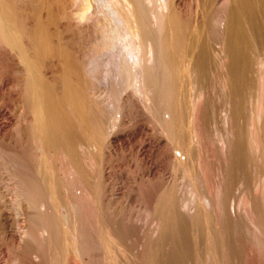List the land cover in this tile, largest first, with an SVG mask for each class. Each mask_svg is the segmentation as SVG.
<instances>
[{
	"label": "bare ground",
	"instance_id": "1",
	"mask_svg": "<svg viewBox=\"0 0 264 264\" xmlns=\"http://www.w3.org/2000/svg\"><path fill=\"white\" fill-rule=\"evenodd\" d=\"M212 41L223 106L205 84ZM262 42L264 0H0V238L13 260L42 263L39 249L23 254L40 238L48 264H258ZM208 92L226 108L215 196L218 178L200 171L215 150L212 130L201 147ZM248 162L251 189L238 175ZM235 182L248 192L229 207ZM26 213L45 218L37 237Z\"/></svg>",
	"mask_w": 264,
	"mask_h": 264
},
{
	"label": "rangeland",
	"instance_id": "2",
	"mask_svg": "<svg viewBox=\"0 0 264 264\" xmlns=\"http://www.w3.org/2000/svg\"><path fill=\"white\" fill-rule=\"evenodd\" d=\"M214 43H215V44H214ZM214 43H213V41H212V43H211V45H210V46H211V49L214 51V55H213V56L211 55L212 57H211V56L209 57V64H208L209 67H207V70H206L207 73H206V79H205V80H207V82H208V81H209V82H208V83L205 82V84H207V91H209V89H211L209 92L211 93V91H214L215 93H214V92H213V93H214L216 96H215V97L213 96V98L215 99V100H214L213 98H210L212 95L208 92V94H209V95H208V96H209V97H208V99H209V100H208V105H212L213 107L207 105L206 108H207L208 112H209L211 115H212V113L214 112V111H212V110H216V109L218 108V111L216 110V111L214 112V114L212 115V117H213V116H214V117L211 119V120H213V121L211 122V120H209V118H211V116H209L210 114L207 112V110H205L203 117L201 116V119H203V120H200V121H201V127H202V125H203L204 123H205V124H208V123H209V125H213V126L206 125V126H208V128H206V127H205V124H204L203 126H204L205 128L202 127L201 129H203V130H208L209 132H207V131L205 132V131H203V130H200V134H202V143H203V141H205L204 144H201V145H202L201 147L209 150V148H211L210 146L213 145L212 148L215 147V150L213 149V151H215V153H217L216 151H218L219 147L216 148V145H217V144L219 145V143H220L219 141H220V140H217V139H216V138L219 139V136L214 135V133L218 132V135H219L220 133H219V130H218V129H220V131L223 130V129H222L223 126H222V128H221V126H220L219 128L216 126V125H219L218 123H220V120H221V118H222L223 116H217V115H219V114H221V113H222V115H224L223 112L225 111L226 108L224 107V109H223V107H221V106H223V104H221V101L218 100L219 97L221 98L220 100H222V96H220V95L218 94L219 91H218L217 89H220V88H218V87H216V86L220 85V87H223L222 85H224V82H223L224 80H223V81L221 80V82H222V85H221L220 80H218V79H220L219 77H222V76H223V75H222V76L220 75V74H222V73L220 72V70H219V68H218V67H220V64H219V63H221V60H220L221 56H220V53H218L217 50H216V49L219 48V46H217V45H219V44H217L215 41H214ZM262 43H263V45L261 46V51H264V49H262V47L264 48V42H262ZM216 44H217V45H216ZM212 46H213V47H212ZM214 47H215V48H214ZM261 51H260V52H261ZM260 52H259V55L262 54V53H260ZM263 53H264V52H263ZM262 55H263V54H262ZM263 56H264V55H263ZM263 56L260 55L259 57H262L263 60H264V57H263ZM219 57H220V58H219ZM212 58H213V59H212ZM210 59H211V60H210ZM218 59H219V60H218ZM260 59H261V58H260ZM214 60H215V61H214ZM218 61H219V62H218ZM212 62H215V63L212 64ZM216 64H217V65H216ZM218 64H219V65H218ZM208 73H209V75L212 73L210 76H213V79H211L212 77H210L209 75H208L209 77H207V74H208ZM214 73H215V74H214ZM218 74H219V75H218ZM208 79H209V80H208ZM223 79H224V77H223ZM213 80H214V82H212ZM215 80H217L216 82H218L217 85H216V83H215ZM209 83H212V84H209ZM208 84H209V85H212V86H211L210 88H208ZM214 86H215V88H217V89H215ZM213 88H214V89H213ZM212 89H213V90H212ZM263 89H264V87H263ZM220 90H221V89H220ZM222 90H223V88H222ZM222 90H221V91H222ZM221 91H220V92H221ZM261 91L264 93V90L261 89ZM196 93H197V91L195 92V94H196ZM213 93H212V94H213ZM221 93H222V92H221ZM195 94H194V95H195ZM210 95H211V96H210ZM261 95H262V96H261L262 103H260V105H262L261 108H264V101H263V99H264V94L261 93ZM216 97H218V99H217ZM262 98H263V99H262ZM210 99H211V100H210ZM216 99L220 102V103H218L219 105L221 104L220 107H219L218 105H216L217 102H218ZM213 100L216 101V104H215V102H214L215 105L213 104V102H210V101H213ZM222 101H223V103H224V100H222ZM260 102H261V101H260ZM225 103H226V101H225ZM217 106H218V107H217ZM224 106H226V104H225ZM209 107H211L212 109L209 108ZM214 108H215V109H214ZM220 111H221V112H220ZM263 111H264V110H262V112H263ZM206 112H207L209 115H207ZM219 112H220V113H219ZM262 112H261V113H262ZM205 113H206V114H205ZM217 113H219V114H217ZM215 114H217V115H215ZM205 115L207 116L208 119H205V118H206ZM262 115L264 116V112L262 113ZM204 116H205V118H204ZM263 116H262V117H263ZM220 117H221V118H220ZM263 118H264V117H263ZM215 119H216V120H215ZM206 120H207V123H206ZM208 120H209L210 122H209ZM202 121H203V122L205 121V122L202 124ZM217 121H218V122H217ZM213 122L215 123V126L217 127V130L214 131V133H213V130H212V129L215 130L216 128H213V127H214ZM216 123H217V124H216ZM220 125H223V122H222V124L220 123ZM210 127H211V128H210ZM211 130H212V131H211ZM210 131H211L212 134H208V133H210ZM202 132H204V133H202ZM204 134H205V135L208 134V137H209V135H211V137L215 136V137H214L215 139L210 137L212 140L214 139L213 143L211 142L212 140H211L210 138H208L207 136H203ZM216 134H217V133H216ZM203 137H204V138H203ZM205 137H206V139H208V142H207V140L205 139ZM204 139H205V140H204ZM209 140H210V141H209ZM215 140H217V141L215 142ZM209 142L212 143V144H210V146L207 145ZM214 142L217 143V144H215ZM205 144L207 145V148L205 147V146H206ZM203 145H205V146H203ZM216 149H217V150H216ZM202 150H203V149H202ZM203 151H205V150H203ZM213 151H212V149H210L208 152H207V150L205 151V156H206L207 158L209 157L208 160H210V162H207V161H206L207 159H206V157L204 156V153L201 152L202 154L200 155V157H201L200 160L204 157L205 160H204V159H202V160H203L204 162H207L206 164H203V165H206V166H207L208 163H210V165H212V164H213V165L217 164V163H215V162H214V163H215V164H214V163H213V160H211V158L214 156L212 159H214V161H217L216 158H217V157L219 158L220 156H218V153H217V154H214ZM218 152H219V151H218ZM206 153H208V154H206ZM213 154H214V155H213ZM209 155H211V156H209ZM215 155H217L216 158H215ZM219 155H220V154H219ZM218 160L220 161V159H218ZM247 160L250 161L248 158H247ZM219 161H217V162H219ZM200 162H202V161H200ZM204 162H202V163H204ZM211 162H212V164H211ZM248 163H249V162H248ZM219 164L221 165L222 162L220 161V163H218V164L215 166V169H214V166H213V165H212L213 167L211 166V168H212L213 170H215V172L212 171L211 168H210L211 170L209 169V171H211V172L206 171L205 168H203V169H205V170H203L202 167L200 168V171H201L202 175H203V176L206 175L207 177H209V180H211V178H212V180L218 178L217 180H213V181L211 180V181L213 182V183L211 184V185L213 186V188H212V186L210 185V182H211V181H210V182L208 181L209 184H208V182H206V184H207V185H210V187H211V188H209V186L206 187L207 191L211 192L210 190H213L214 188L216 189V190H213V191L210 193L211 195L214 194V196L217 194L216 191L218 190V188H216V187H218V186H215V185H220V181H219L220 176H219V173H221V171H223L222 169L224 168V165H223V166L221 165L223 168L220 166V170H221V171H220V170L218 171V168H219L218 165H219ZM200 165H202V164L200 163ZM210 165L208 164V168H209ZM244 165H245L244 167L246 168V163H245ZM250 165H251V164L249 163V164H248V168L246 169V170L248 171V173H247V171L244 172V174H242L243 171H242V173H241V171L238 173L239 177H241V175H243V176H244V175H245V176L248 175L247 177H242V178H244L243 181L245 180V178L248 179V180H245L246 182L244 181L245 184H244V182H243V186H247L248 184H246V183H248L249 180H250V177H251V173H250V172L252 171V169H250V167H252V166H250ZM206 166H205V167H206ZM216 167H218V168H216ZM216 169H217V170H216ZM207 170H208V169H207ZM244 170H245V169H244ZM250 170H251V171H250ZM203 171H205V173H203ZM216 171H217V172H216ZM212 172H213V173H212ZM208 173H209L210 176L208 175ZM214 173H215V174L218 173V174H217L218 176L215 177L216 175H215ZM169 174H170V175L173 174V173H171L170 169H168V174H167V175L169 176ZM179 174H180V172H178V174L176 175L177 178H178V179H183V180H184L183 175H182V174L179 175ZM167 175H166V176H167ZM181 175H182V177H181ZM213 175H215V176H213ZM238 175H237V177H238ZM168 176H167V177H168ZM179 176H180V177H179ZM211 176H212V177H211ZM249 176H250V177H249ZM210 177H211V178H210ZM213 177H214V178H213ZM239 177H238V178H239ZM238 178H237V180H238ZM168 179H171V176H170V178H168ZM204 179H205V181L208 180V178H206V177H204ZM183 180H182V181L179 180V182L182 183V184H181V187H182L183 189L186 188V189L184 190V192L186 193V192H187V191H186V190H187V186H186V184L184 185L185 187L183 186V184L185 183V182H183ZM215 181H216V182H219V183H218V184H215V183H216ZM162 182H163V181H160V183H162ZM238 182H239V181H238ZM238 182H237V183L235 182V183L238 185V187H237L236 184H234V183L232 184V189H233V191L231 190L230 187H229V189H228V192L230 191V193H229V195H228L229 198H227V199H228V200H227V202H228L227 206L229 205V207H230V203H233L234 206L237 205L238 202H239V201H238V199H239V198H238V194H239V197H240V195H241V193H242V189H243V191H245L243 186H242V189L240 188V189H238L239 191H237V188L240 187V186H239L240 183H238ZM160 183H159V184H160ZM162 184H163V183H162ZM213 184H214V185H213ZM157 185H158V184H157ZM157 185H156V186L152 185L150 188H151V189H155L156 187H158ZM160 185H161V184H160ZM207 185H206V186H207ZM233 185H234V186H233ZM179 186H180V183H179ZM214 186H215V187H214ZM235 186H236V187H235ZM249 186H250V184L247 186V188H250ZM181 187H179V191H180V190H181V191L183 190ZM204 187H205V186H204ZM219 187H220V186H219ZM150 188H149V191L151 190ZM180 188H181V189H180ZM208 188H209L210 190H209ZM247 188H246V189H247ZM234 189H235L236 192L234 191ZM250 189H251V188H250ZM250 189H249V190H250ZM151 191H152V190H151ZM151 191H150V192H151ZM231 191H232V192H231ZM150 192H149V193H150ZM184 192H181V193H180L181 196L183 195L182 198H183L184 196H185V198L187 197V195H186L187 193L185 194ZM215 192H216V193H215ZM233 192H235L234 195L231 194V193H233ZM247 192H248V189H247V191L244 192V195H246ZM230 194H231V196H230ZM235 194H237L236 196H237L238 199L236 198ZM233 196H234V197H233ZM230 197H232V198H230ZM185 198H184V199H185ZM240 198H241V197H240ZM230 200H231V201H230ZM233 200H235V201H233ZM236 201H237V202H236ZM149 203H152V202L150 201ZM239 203H240V202H239ZM153 205H154V203H153L151 206H153ZM151 206L149 205V207L152 208L151 210L153 211L154 208H155V206H154V208L151 207ZM240 206H241V205H239V207H240ZM242 207H243V206H241V209H242ZM12 208H13V207H12ZM12 208H10L9 210H10V212L12 213V215H11V219H14L16 216H15V212L12 211V210H13ZM150 208H149V209H150ZM158 208H159V207H158ZM243 208H244V207H243ZM155 209H156V208H155ZM29 210H30V208H29ZM151 210H149V211H151ZM156 210H158V209H156ZM156 210H155V212H157ZM149 211H145V212H143V214H144V213H145V214H149V213H150ZM152 211H151V212H152ZM148 212H149V213H148ZM153 212H154V211H153ZM13 214H14V217L12 218ZM153 214H156V213H153ZM153 214L150 213V215H151L150 217H151V218L149 217V215H146V217H145L146 219H145L143 216H142V219H145L144 221H146L147 218H148V219L150 218V219H149V222H150L151 219H152L153 216H154ZM263 214H264V212H263ZM25 215L28 216L27 218L32 217V218H35V219H33V220H31L32 218L26 219V216H25ZM152 215H153V216H152ZM144 216H145V215H144ZM22 217H24V218H22ZM19 218H20L21 220H20ZM17 219H18L19 223L22 222V225L25 223V224H24V228H27V227H28L29 225H31V224H32V225H35V224H38V223H39V225H40V227H41L43 221H45V220H43V219H45V218H40V217L36 216L35 214H34V215H33V214L31 215V213H30V214H29V213H28V214L26 213V214L22 215L21 217L19 216ZM25 219H26V221H25ZM22 220H23V221H22ZM28 220H29V221H28ZM46 220H47V219H46ZM83 220H84V219H83ZM27 221H28V222H27ZM35 221H36V222H35ZM38 221H39V222H38ZM26 222H27V223H26ZM28 223H31V224L27 225ZM37 227H39V226H37ZM37 227H36V225H35V226H31V228H30V226H29V228H30L32 231H34L35 229H37ZM40 227H39V228H40ZM81 227H83V226L81 225ZM236 227H237V226H236ZM238 229H239V230H238ZM238 229L236 228V230H238L237 233L241 234V233H240L241 231H240V228H239V227H238ZM81 231H82V229H81ZM36 232H39V229H38L37 231H36V230L34 231V233H35V236H34V237H37V236H36ZM0 237H1V236H0ZM39 239H40V238H38V240H39ZM34 240H35L36 242H38V240L35 239V238H34V239H31L30 242L27 243V246H26V245L24 246V249H25V247H27V248H26V251L23 250V251H25V252H23V254H26L30 249H36V250L39 249L38 251H41L40 253H41L42 258H43L42 263H44V264L47 263V264H48V263H49V260L47 259L48 257L45 258V256H47V253H46V252H49V250L51 249V248H49V245H50V244L45 245L44 243L47 244V242H44V240L41 239L42 241L39 240V242H40V243L43 242L44 246H43V244H39V242H38V244H39V245H38V244H36V242H35ZM33 241H34V242H33ZM0 242H1V243H0V245H1V246H0V257L2 256V258H1L2 261L5 262L6 264H17V263L13 260V259H14V255L16 254L15 252H17L16 249H14V246H11L9 243L5 242V241L2 240L1 238H0ZM34 243H35V244H34ZM29 244H30L31 248H29V247H30V246H28ZM32 244H33V246H32ZM36 245H37V246H36ZM40 245H41V246H40ZM4 246H5V247H4ZM42 246H43V248H42ZM8 247H9V248H8ZM255 248H256V252H257V256L255 255V260L257 259L256 261H258V262H257L258 264H264V263H263V262H264V260H263V259H264V256H262V253L264 252V249H261V252H260V250L258 249L259 247L257 248V246H255ZM260 248H261V247H260ZM1 249H2V250H1ZM6 249H7V250H6ZM28 249H29V250H28ZM13 250H14L15 252H13ZM46 250H48V251H46ZM21 251H22V250L20 249V252H21ZM262 251H263V252H262ZM256 252H255V253H256ZM21 253H22V252H21ZM2 254H3V255H2ZM263 254H264V253H263ZM6 255H7V256H6ZM11 255H12V256H11ZM71 257H72V256H70V258H68V262H69V263L67 262L68 264H80V263H81L79 260H77V258L75 259L74 256H73L72 258H71ZM44 258H45V260H44ZM7 259H8V260H7ZM74 259H75V260H74ZM5 260H6V261H5ZM9 260H10V261L13 260V261L10 262ZM43 261H44V262H43ZM45 261H46V263H45ZM47 261H48V262H47ZM78 261H79L80 263H79ZM42 263H40V264H42ZM81 264H82V263H81Z\"/></svg>",
	"mask_w": 264,
	"mask_h": 264
}]
</instances>
